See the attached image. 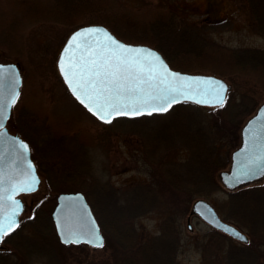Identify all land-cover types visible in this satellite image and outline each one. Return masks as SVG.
I'll list each match as a JSON object with an SVG mask.
<instances>
[{
  "label": "trees",
  "instance_id": "16d2710c",
  "mask_svg": "<svg viewBox=\"0 0 264 264\" xmlns=\"http://www.w3.org/2000/svg\"><path fill=\"white\" fill-rule=\"evenodd\" d=\"M242 1L248 9L251 28L264 36V0ZM112 5V0L16 2L23 18L55 20L74 28L90 13L97 12V23L105 25L122 40L144 43L156 48L174 69L203 71L222 77L227 75L244 77L250 81L252 88L264 93V49L251 47L230 49L220 44H208L207 38L202 34L207 22L199 27L184 21L183 8L133 16L129 10H120ZM228 95L222 107H201L185 101L161 114L136 118L118 117L109 124L98 121L104 126L113 125L122 132L139 134L144 148L143 158L154 169V180L132 187L131 193L124 196V198L130 196L132 201H127L125 205L113 201L112 204L109 203L108 199L118 198L117 189H112L104 183L101 187H95L86 152L82 147L86 141L79 137L80 134L76 133L73 135L74 138L68 135L66 130L72 125L70 121L64 123L62 130L56 131L52 127L49 131L47 127V130L43 128L42 133L36 136L35 126L41 125L42 121L39 118L41 115L35 114V119L31 110H25L21 113L17 134L26 138L32 148L36 167L44 176L47 191L53 193L60 191L64 184L70 185L71 190L81 191L91 206L101 232L105 235L111 234L117 226L119 236L127 238L126 246L117 244L120 252L124 253L121 264H177L175 261L178 246L177 210L183 212L184 209L174 208L171 203H164L163 197L158 200V192L164 188L183 192L185 194L183 205L187 208L192 199L207 197L211 192L223 188L217 172L218 150L224 143L230 151L239 144L240 128L255 110L254 95L242 93L239 100H233ZM86 114L92 117L88 112ZM152 121L154 123L151 126L145 125ZM58 133L61 137L56 140L54 135ZM65 140L71 143L69 151L62 146L61 142ZM38 143L41 146L39 148ZM182 151L185 153L181 156L179 153ZM59 161L66 165L58 167ZM53 164H56L54 168ZM56 167L58 171L55 170ZM244 186L246 185L227 191L228 198L223 204L224 212L227 218L246 227L251 237L264 240V223L260 222L264 221V186L260 189L255 186L250 188ZM52 201L55 204V197ZM45 203L46 201L36 205L32 212L41 217L37 219V228L34 230L37 237L45 230L41 226L46 225L47 221L42 219L47 215ZM257 207L263 211L260 220L257 216ZM113 209L121 211L122 214H118L122 217L121 220L115 219ZM152 211L158 213L168 211L161 224V234L145 240L138 239L136 231L126 226L125 218H136ZM25 222L33 224L35 220ZM216 233L219 232L214 230L213 234ZM45 240L49 241L48 238ZM46 243L53 255V261L56 262L58 258L56 248L60 245L51 247L48 242ZM212 247L215 246H211V249ZM205 251L207 252V248ZM211 252L208 251L209 254ZM223 254L226 264H254L259 259V254L248 244L229 243Z\"/></svg>",
  "mask_w": 264,
  "mask_h": 264
},
{
  "label": "rangeland",
  "instance_id": "374dc122",
  "mask_svg": "<svg viewBox=\"0 0 264 264\" xmlns=\"http://www.w3.org/2000/svg\"><path fill=\"white\" fill-rule=\"evenodd\" d=\"M18 1L0 0V62L16 63L22 76L19 98L7 124L8 130L15 134L18 133L20 122H16L15 118L25 110H31L34 114L32 117L35 119V114L41 115H39L42 121L41 125L39 127L35 126L36 136L42 133L43 128L46 129L47 127L49 131H51L52 127L56 131L58 129L62 130L64 123L70 121L72 125L66 130L68 135L73 137L77 133L81 135L79 137L82 140L86 141L82 147L86 152V159L90 166V173L94 178L95 187H101V184L104 183L112 187V189H117L119 192L117 194L118 198L116 200L108 199L109 203L112 204L113 201V203L121 205L127 204V201H132V198L130 196L124 198V196L131 193L132 187L154 180V169L143 158L144 148L140 135L136 132H122L113 125L104 126L98 120L88 116L69 92L56 66L58 54L67 36L81 25L97 24V12L90 13L79 23V26L74 28L62 22L58 23L55 20H29L23 18L22 12L16 6ZM112 4V7L120 10H129L133 16L144 13L148 15L153 12L157 13L171 9L181 10L183 8L184 11L182 13L184 16H182L184 21L199 25V27H202L207 22V27H205L202 34L207 38L208 44H220L230 49L245 47L264 49V36L251 28L248 9L242 0H112ZM197 73L207 72L197 71ZM222 78L231 86L229 95L227 94L231 99L239 100L242 93L252 94L255 96V109L264 101V93L252 88L250 81L246 78L233 75L223 76ZM153 123L154 121L145 125L149 127ZM60 133L54 135L56 140L60 139ZM61 143L62 146L66 147L67 151L71 150L69 141L65 140ZM37 147H41L39 143ZM38 152L40 153L41 151L38 149ZM184 153L182 151L179 154L182 156ZM218 153L217 162L219 163V168L217 172L219 175L220 171L228 169L231 151L227 149L224 143ZM31 157L35 162L32 148ZM65 165L64 162L60 161L57 164L58 167ZM55 166L56 164H53V168ZM55 170L58 171L59 169L56 167ZM39 176L41 180L38 189L34 192L20 195L23 202L27 205V210L20 216L21 224L19 230L28 235L34 234L25 222L26 215H32L35 206L46 201L44 209L47 210L46 216L50 220L51 225L47 227L46 231L48 233L46 235L42 234L37 237L34 234V236H36L37 246H42V242L46 238H48L49 242L47 240L45 242L51 244V247L60 245L56 248L58 254L56 262H59V264H121L124 253L120 252L121 249L117 244L126 246L127 238L119 236L117 226L111 234L105 235L103 233L105 238L103 247L97 248L87 245H71L68 247L59 243L50 219L54 206L52 199L59 192L74 190L70 189V185L64 184L61 186L60 191H55V193L47 191L44 176L40 172ZM157 178L159 179V177ZM253 186L259 189L262 188L264 186V177L244 186V188ZM158 193V200L163 197L164 203H171L174 208L180 209L181 207L184 209L183 212L177 210L179 213L177 216L178 231L176 237L178 246L175 253L177 264H226L223 253L227 250L229 243L235 245L248 244L249 247L255 249L259 254V259L254 264H264V240L251 237L246 227L226 217L223 204L228 198V192L224 187L211 192L207 197L192 199L188 203L187 208H184L183 205V198L185 197L183 192L182 194L179 191L164 188L159 190ZM198 199L206 200L211 204L222 221L234 225L247 239L245 241L239 240L224 233L222 230L214 229L200 216L193 213L191 211L192 204ZM257 208V216H259L258 220H260L263 211L260 207ZM254 210L255 208L253 207ZM113 212L116 215L115 219H122L118 215L122 214L120 210L113 209ZM167 212L158 213L152 211L136 218L130 219L126 217L125 223L132 231L133 229L136 231L138 239L142 238V240H145L161 234V224L165 216H167ZM260 222L264 223V221ZM214 230L219 233L214 235ZM129 234L132 235V233ZM211 246L215 247L211 249ZM205 248H207V252ZM209 250L212 251L211 254L208 253ZM30 257L31 264H45L44 250L42 252L37 250V253Z\"/></svg>",
  "mask_w": 264,
  "mask_h": 264
},
{
  "label": "snow or ice",
  "instance_id": "6c2138e0",
  "mask_svg": "<svg viewBox=\"0 0 264 264\" xmlns=\"http://www.w3.org/2000/svg\"><path fill=\"white\" fill-rule=\"evenodd\" d=\"M103 37V41L99 37ZM95 37V43L90 38ZM65 52L68 54L60 61V69L69 84L73 94L85 107L100 120L111 123L113 114L116 116L142 115L147 111L167 112L173 104L178 103V96L195 100L196 103H207L205 99H195L196 95L206 96L208 90L195 92L191 84H215L212 91L221 107L223 93L227 87L220 82L210 80L190 79L169 72L167 65L151 50L125 46L115 40L106 30L89 28L75 33ZM4 68L0 66V129L9 118L10 109L16 104L19 92L16 85L19 79L9 70L5 76ZM264 127V126H262ZM8 139L6 131H0V140ZM21 149L27 150V145L19 140H13ZM264 147V146H262ZM2 159V157H0ZM264 154L250 158L244 165L243 175L247 176L253 166H261ZM31 169V165H29ZM30 179L20 180L12 184V194L7 200L12 202L11 212L0 215V241H3L16 227L15 219L21 209L19 201L13 197L19 192L35 190L38 180L32 169ZM5 177L0 170V186ZM8 189L0 187V209L3 204V192ZM233 236L240 240L246 238L235 230H230ZM95 247H103V242L96 237ZM65 243H80L77 239H65ZM91 243L92 241H88Z\"/></svg>",
  "mask_w": 264,
  "mask_h": 264
},
{
  "label": "water",
  "instance_id": "95a60500",
  "mask_svg": "<svg viewBox=\"0 0 264 264\" xmlns=\"http://www.w3.org/2000/svg\"><path fill=\"white\" fill-rule=\"evenodd\" d=\"M89 28L104 29L115 40H117L119 43L125 46L151 50L162 59L164 64L167 65L169 72L171 73H176L179 74L181 77L190 78V79H200V80H210L212 82H217V81L220 82L221 84L227 87V91L223 93V101L225 102L227 92L230 90L231 86L222 77L211 73H197V72L194 73V72H187V71L174 69L170 67L166 59L156 48L149 46L147 44L126 42L118 38L114 33L111 32L109 28H107L103 24L100 23L86 24L77 27L76 29L71 31V33L67 36L58 54L56 60V66L69 92L76 99V101L95 119L103 123H106L100 120L92 112H90L85 107L84 104L80 103V101L73 94L71 88L69 87V84L65 80V77L60 69V61L62 57H64L65 59L67 58L68 54L65 52V50L71 41V37L75 33ZM90 39L92 40L93 43H95L96 40L95 37ZM99 39L103 41L102 36L99 37ZM0 66L4 68L5 71L3 74L5 76L9 75V70H10L12 74L18 77L19 84L16 85V91H18L20 94L22 76L20 74V70L17 64L12 62H7V63L0 62ZM214 87H217L214 83L213 84L193 83L191 84L192 91L199 93L208 90V94L206 96L197 94L195 99H205L208 102L196 103L195 100L184 99L183 97L178 96V100H179L178 103L187 101L199 106H206V107L220 106L218 103L215 102L216 96L215 93L212 91ZM178 103L173 104L172 107ZM155 113H165V112H152V114ZM141 116H149V115L147 114V111H145L144 114L138 116H134V115L116 116L115 114H113L112 121L113 119L118 117L135 118ZM7 120L4 122V128L0 129V131H6L8 134V139L0 140V157H2V159H0V170H2L5 177H10V179L6 178L4 180L3 185L0 186L8 189L6 192L2 193L4 199H3L2 209H0V215H2L3 212H11L13 205L11 201L7 200V196L12 194L11 188L13 183H16L20 180L30 179V176L33 174L32 169H34V176L38 180V183L35 184L34 191L38 189L41 180L36 165L31 157V150L29 143L25 139H23L20 135L12 133L8 130L6 126ZM262 126H264V101L258 105L255 112L249 118H247L246 121L241 126L240 143L231 152L230 166L227 170H222L219 173L221 182L227 188L233 189L242 184H246L258 180L264 176V167L261 166H253L252 170L248 172L247 176L243 175L244 165L248 162V160L250 158H255L256 156L264 154V147H262L264 146V127ZM13 140H19L20 142L26 144L28 146L27 150L21 149L17 144H14L12 142ZM29 165H31V169L29 168ZM260 165H264V161H260ZM34 191L19 192L13 197L15 200L19 201L21 205V209L15 217L17 223H19V215L23 212L24 209V203L19 198V195L21 193H30ZM191 211L199 215L212 227L220 229L234 238L239 239L238 237L233 236L230 230H235L236 232L240 233L242 236L246 238V236L234 225L222 221L219 218L215 209L206 200L203 199L196 200L192 204ZM51 219L58 240L63 244L85 243L95 247L94 244L96 243V239H95L96 237H99L100 240H102V242L104 243V238L100 231V227L97 222V219L95 218V215L92 212V209L89 203L87 202V199L85 198L84 194L81 191L59 192L56 195V202L51 211ZM77 238L81 241L80 243L64 242L65 239H77ZM88 241H92V242L89 243Z\"/></svg>",
  "mask_w": 264,
  "mask_h": 264
},
{
  "label": "flooded vegetation",
  "instance_id": "af4514ba",
  "mask_svg": "<svg viewBox=\"0 0 264 264\" xmlns=\"http://www.w3.org/2000/svg\"><path fill=\"white\" fill-rule=\"evenodd\" d=\"M14 106L11 108V112H10V115H9V118H8L6 124H8V122L10 120ZM20 117H21V113L15 118L16 122L20 121ZM237 188H239V187H237ZM225 189H226V191L229 190V188L228 189L225 188ZM230 190H234V189H230ZM23 194H27V193H22L20 195H23ZM20 195H19V197H20ZM24 205H25V208H24L23 212H26L27 205L25 203H24ZM32 210H31V212H32ZM23 212H22V214H23ZM50 217H51V215H50ZM38 218L41 219L40 216L34 215L33 213H32V215L31 214L26 215V220H33V221L35 220V223L27 224L32 229L33 233H34L35 228H37L36 221ZM42 219H45L47 221H46V225L41 224V226L43 228H45V230L42 231L41 233L47 234L48 232L46 231V229L48 226L51 225L50 220L47 218V216L43 217ZM51 223H52V220H51ZM20 224H21V219L19 217V226L16 229H14L8 236H6L3 241H0V264H31V257L30 256L33 255L34 253H37V250L41 251V252H42V250H44V253H45V262L44 263L45 264H59V262L53 261V255L51 252H49L50 250L48 248V244L45 241H43V242L41 241L42 246H37L36 239H35L36 236H34L35 233L32 235H28V234L24 233L22 230H19ZM49 245H51V244H49ZM65 246H69V245H65ZM61 264H64V263H61Z\"/></svg>",
  "mask_w": 264,
  "mask_h": 264
}]
</instances>
